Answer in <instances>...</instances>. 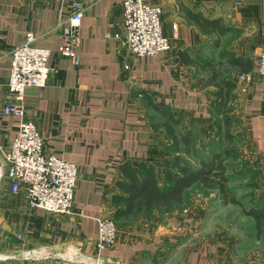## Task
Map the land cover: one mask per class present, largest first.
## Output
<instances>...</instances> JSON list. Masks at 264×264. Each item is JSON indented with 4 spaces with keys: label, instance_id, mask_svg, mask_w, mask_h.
<instances>
[{
    "label": "crops",
    "instance_id": "crops-1",
    "mask_svg": "<svg viewBox=\"0 0 264 264\" xmlns=\"http://www.w3.org/2000/svg\"><path fill=\"white\" fill-rule=\"evenodd\" d=\"M78 1L83 15L74 63L60 52L70 0H0V148L8 150L18 126L16 116L4 113L12 101L11 52L30 31L50 50V75L45 87L26 88L21 104L45 152L78 169L72 211L46 212L29 203L24 185L12 189L0 150V264H24L26 251L36 250L81 264H264V242L248 247L235 221L241 217L230 214L236 199L219 201L218 193L207 207L196 194L187 206L120 221L114 212L121 205L113 201L125 195L119 183L131 172L152 170L163 188L165 171L176 170L163 110L179 121L178 133L191 135L195 149L207 135L224 133L215 123L226 117L228 133L243 136L264 189V83L258 72L264 0H149L161 7L171 47L144 59L113 37L122 0ZM243 213L253 216L252 234L260 237L264 214ZM104 217L116 222L117 241L99 251Z\"/></svg>",
    "mask_w": 264,
    "mask_h": 264
},
{
    "label": "built area",
    "instance_id": "built-area-1",
    "mask_svg": "<svg viewBox=\"0 0 264 264\" xmlns=\"http://www.w3.org/2000/svg\"><path fill=\"white\" fill-rule=\"evenodd\" d=\"M71 16L60 25V52L72 62H78L76 53L81 44L78 27L82 19V4L70 0ZM161 7L149 0H122L121 21L113 37L120 40L130 53L137 58L167 52L171 43L161 28ZM50 50L38 46L34 33L27 32L23 43L16 45L11 52V68L8 78V91L12 101L4 108L5 114L18 118L17 134L2 157L7 163L6 176L17 190L24 185L29 203L51 213L68 214L72 211L74 191L77 182V165L46 153L40 132L31 120L26 118L21 104L26 88H43L50 75L48 59ZM258 72L264 83V34L261 52L258 57ZM116 222L110 217L99 219L96 248L101 251L112 247L117 241ZM40 251H26L24 264H81L69 257L50 258L39 255ZM115 264H120L116 261Z\"/></svg>",
    "mask_w": 264,
    "mask_h": 264
},
{
    "label": "trees",
    "instance_id": "trees-1",
    "mask_svg": "<svg viewBox=\"0 0 264 264\" xmlns=\"http://www.w3.org/2000/svg\"><path fill=\"white\" fill-rule=\"evenodd\" d=\"M202 24L203 21H198ZM165 118V127L171 136L173 143L172 149L175 152L172 157V166L176 170L167 169L165 171V181L167 185L160 188L154 177L152 170L138 173L131 172L129 181L119 183L125 195H115L113 201L121 205L114 212V218L120 220H132L141 213L151 214L153 209L162 212H169L175 205H183L187 191L194 186H201L207 189H219L224 200L235 202V199H227L228 181L225 177L226 168L223 165L222 155L224 150L212 153L210 158H198L197 164H193L186 156L181 154L179 145L182 144V152L196 153L195 145L191 135L178 133L179 121L173 115L163 110L161 113ZM215 126L222 130L223 135L230 139L228 133L229 121L223 117ZM196 155V154H194Z\"/></svg>",
    "mask_w": 264,
    "mask_h": 264
},
{
    "label": "rangeland",
    "instance_id": "rangeland-1",
    "mask_svg": "<svg viewBox=\"0 0 264 264\" xmlns=\"http://www.w3.org/2000/svg\"><path fill=\"white\" fill-rule=\"evenodd\" d=\"M261 52V51H260ZM260 54V53H259ZM231 130L230 139L223 136L220 130H216L220 133L214 134L211 136L207 135V139L198 149H195L196 155L192 153V156L189 153H185L183 156H186L192 163L197 164L198 158L208 159L210 158L212 153H217L219 151L224 150L222 155L223 165L226 168L225 177L227 178L228 191L226 190V194L228 193L227 199H236L238 203L233 204L234 210L230 211L231 216L241 218H236V222L241 226L240 229L243 231L244 239L246 243H249L248 247L256 244L261 245L264 242V218L262 222V232L260 237H253V230H255L256 222H254V218L251 215H246L243 211L248 213H257V211L262 212L264 214V189L259 186V172L256 168L255 160L252 156L248 155L247 152L244 151L243 145V136ZM194 142V141H193ZM221 195L219 189H207L200 186H194L187 191L185 196V201L182 203L184 206H187L191 198L199 194L202 198H205L208 202L207 207L210 203L214 204L215 200H217V196ZM211 199V200H210ZM220 199H223L222 196H219ZM204 201V200H203ZM229 201V200H228ZM220 207L222 206L221 202ZM212 206V205H211ZM221 217L224 224L225 215L221 213ZM208 221V219H207ZM251 232H250V231ZM258 238L259 241H258Z\"/></svg>",
    "mask_w": 264,
    "mask_h": 264
}]
</instances>
